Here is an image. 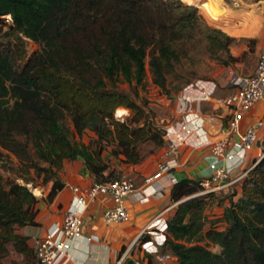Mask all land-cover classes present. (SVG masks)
<instances>
[{
  "label": "trees",
  "instance_id": "1",
  "mask_svg": "<svg viewBox=\"0 0 264 264\" xmlns=\"http://www.w3.org/2000/svg\"><path fill=\"white\" fill-rule=\"evenodd\" d=\"M27 40L38 46L31 56ZM234 41L182 0H0V163L17 160L14 178L0 171V264L9 247L21 264H38L30 237L17 230L39 226L36 206L62 188L64 160H82L95 182L105 183L122 177L110 158L135 165L168 145L165 127L121 83L140 85L148 71L168 94L169 77L181 78L195 50L228 65L236 60ZM120 107L131 117L117 119ZM88 131L87 143L72 139ZM252 162L239 197L233 191L217 200L218 221L205 215L217 192L201 193L202 178L177 180L158 254L175 257L174 264H264V156ZM29 186L49 189L38 197ZM150 239L144 234L136 246ZM144 258L142 264H172L147 251Z\"/></svg>",
  "mask_w": 264,
  "mask_h": 264
},
{
  "label": "crops",
  "instance_id": "2",
  "mask_svg": "<svg viewBox=\"0 0 264 264\" xmlns=\"http://www.w3.org/2000/svg\"><path fill=\"white\" fill-rule=\"evenodd\" d=\"M254 25L255 29L249 30L243 27L240 30L245 33L248 30L249 36H254L252 34L256 33L257 49L261 51L264 49V29ZM253 70L245 75L251 74ZM227 91L228 89H220L211 79H198L174 96L175 107L171 117L166 120L165 127L167 142H176L178 146V166L170 170L176 180L204 179L210 174L208 166L216 159L208 147L198 145L197 135H204L207 139L223 136L219 131L226 126L229 113L220 101ZM263 107L264 101L258 105L257 112H261ZM208 116H213L214 120L208 121ZM261 135H264V130ZM235 140L236 136L232 135L230 141ZM263 141L249 153L250 159L260 156V150L264 147ZM166 149L167 146L156 149L138 164H122L124 168L118 167L122 171V177L131 179L135 187L134 192L125 201L131 215L130 222L106 225L103 213L112 206L111 199L107 195H99L96 199L88 200L83 212L82 236L71 240L67 251L71 264H121L127 259H133L136 264H142V261L145 262V251L154 256L158 254L159 247L165 238L163 230L166 220L176 206L170 200V191L174 183L170 182L166 176L155 179L160 191L150 196L146 202H141L140 190L148 184L146 179L156 172L157 163L164 158L163 153ZM229 179L219 178L213 182L212 186H219L216 190H226L228 187L225 185ZM60 180L63 186L53 199L47 203L39 202L36 206L35 220L39 226L22 228V234L30 237L31 245L33 240L43 235L51 225L61 223L64 212L71 206V186H88L95 182L94 177L79 159L64 160ZM48 189L45 191L42 189L39 197H44ZM159 212L162 214L152 224L148 234L151 239L141 247H137L140 231Z\"/></svg>",
  "mask_w": 264,
  "mask_h": 264
},
{
  "label": "built area",
  "instance_id": "3",
  "mask_svg": "<svg viewBox=\"0 0 264 264\" xmlns=\"http://www.w3.org/2000/svg\"><path fill=\"white\" fill-rule=\"evenodd\" d=\"M231 83L232 92L220 101L229 113L226 126L219 131L223 136L207 139L204 135H197L198 145L208 147L216 159L208 166L210 174L201 181L203 188L201 193L219 188V186H212L213 182L219 178H230L225 186L234 183L243 171L246 174L253 166L252 163L249 168H246L251 161L249 153L264 139V135H261L264 130V107L261 112H257L258 105L264 101V49L259 55L253 72L249 75L235 76ZM207 120L211 122L214 117L208 116ZM232 135L236 136L235 141H230ZM260 151V156L255 158L257 160L264 156V147ZM163 157L157 163L156 172L146 179L148 184L140 190L141 202H146L150 196L160 191L155 180L158 177L166 176L172 183L177 181L170 173L171 169L178 166L179 154L176 142L168 143ZM70 190L72 192L71 206L64 212L61 223L51 225L43 235L33 240L32 246L37 255L38 264H71L67 251L70 248V241L82 236L83 212L90 199H96L99 195H107L111 199L112 206L103 213L106 225L131 221V215L125 204L126 198L135 190L131 179L122 177L105 183L93 182L88 186L75 185L71 186ZM161 214L162 212H159L146 223L139 237L149 234L152 224ZM155 259L161 263H171L176 260L169 254H157Z\"/></svg>",
  "mask_w": 264,
  "mask_h": 264
},
{
  "label": "rangeland",
  "instance_id": "4",
  "mask_svg": "<svg viewBox=\"0 0 264 264\" xmlns=\"http://www.w3.org/2000/svg\"><path fill=\"white\" fill-rule=\"evenodd\" d=\"M185 3L195 5L199 13L204 17L205 21L212 27L222 30L230 36L235 37V41L231 44L229 50L230 54L236 57V60L228 65L218 63L215 60L206 58L199 50L194 51V56L191 62L185 64V71L181 73V78L171 76L168 79L167 89L169 93L167 94L158 86L154 85L152 82L150 73L147 71L143 82L140 85H135L133 82L131 85L127 83H121L119 87L127 92L133 93L136 101L142 105L145 111L149 114L151 119L156 125L160 127H165L167 119L171 117L175 101L174 96H176L182 88L188 83H192L198 79H211L217 83L220 89H228L224 94H230L233 89V85H229L231 80L238 75H245L250 73L262 52L257 48V36L256 33L252 34L254 36H249L250 32H241V28H252L255 29V25L263 27L264 29V0H182ZM243 33V34H242ZM26 48L28 55L31 56L38 46L31 40H27ZM189 78L190 81L186 82L185 79ZM121 109L123 107H120ZM119 109V108H118ZM126 113L117 117V110L115 111V117L120 120H126L131 117V111L129 109L123 108ZM74 141L87 143L89 138L92 137L91 132H85L82 138L76 135H72ZM152 146H147L145 149H151ZM104 157L107 155L106 151L102 152ZM113 167H123L122 163L110 158ZM254 162V161H253ZM252 159L248 162L246 168H249L253 163ZM10 168L6 170L4 166ZM17 166V160L9 155L6 157L4 163H0V171L4 177L14 178L15 174L12 169ZM238 172L235 174V176ZM245 171L236 179V181L228 185L226 190H215L216 196L213 202L207 206L205 210V215L208 221H218L221 216L223 206L217 204V200L221 199L225 195L232 193L233 191L237 193L234 197L236 200L240 195V182L244 177ZM122 178V177H121ZM34 195L40 196L42 189L34 188L29 186ZM48 188V187H47ZM44 188V191L47 190ZM212 201V200H211ZM209 226V223L206 224ZM218 229H223L225 225L222 222H216ZM22 233V229L17 230ZM205 243V242H204ZM208 249L213 252H218L220 250L219 246L214 244H207ZM9 256L2 260L3 264H21V257L14 253L9 247ZM174 264V262H172Z\"/></svg>",
  "mask_w": 264,
  "mask_h": 264
},
{
  "label": "bare ground",
  "instance_id": "5",
  "mask_svg": "<svg viewBox=\"0 0 264 264\" xmlns=\"http://www.w3.org/2000/svg\"><path fill=\"white\" fill-rule=\"evenodd\" d=\"M126 111L124 109H117V117L121 115H125Z\"/></svg>",
  "mask_w": 264,
  "mask_h": 264
}]
</instances>
